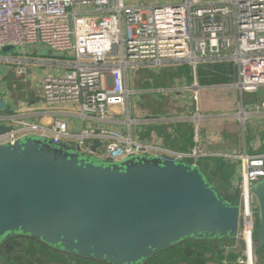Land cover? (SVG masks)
Returning a JSON list of instances; mask_svg holds the SVG:
<instances>
[{"label": "built area", "instance_id": "2783aa9c", "mask_svg": "<svg viewBox=\"0 0 264 264\" xmlns=\"http://www.w3.org/2000/svg\"><path fill=\"white\" fill-rule=\"evenodd\" d=\"M39 45L60 57L29 59L26 49ZM7 46L16 49L2 55ZM227 61L237 67L233 87L243 92L264 88V0H0V63L58 68L42 78L43 104L47 112L77 117L86 124L74 129L58 117L47 127L15 114L0 116V124L12 126L0 134V145L40 135L111 162L148 154L199 166L211 154L200 143L191 151H180L157 140L136 139L138 121L164 122L173 117L145 112L141 120L135 117L129 99L143 91L133 88V72L188 65L196 73L202 64ZM197 87L171 89L192 91L197 102ZM155 90L162 93L168 88ZM258 112H264V101L253 110L241 105L234 116L245 123ZM205 116L196 106L177 119L198 127ZM94 140L102 143L95 151ZM218 155L241 160L237 191L247 237L253 231L252 189L264 181V154ZM243 254L240 264H255V251L246 243Z\"/></svg>", "mask_w": 264, "mask_h": 264}, {"label": "water", "instance_id": "95a60500", "mask_svg": "<svg viewBox=\"0 0 264 264\" xmlns=\"http://www.w3.org/2000/svg\"><path fill=\"white\" fill-rule=\"evenodd\" d=\"M11 130L0 124V134ZM101 145L94 140L91 149ZM251 199L246 237L242 204L199 166L148 154L111 162L36 135L0 145V250L25 237L105 264H146L192 238H238L255 251L264 247V181Z\"/></svg>", "mask_w": 264, "mask_h": 264}, {"label": "crops", "instance_id": "0c3cea01", "mask_svg": "<svg viewBox=\"0 0 264 264\" xmlns=\"http://www.w3.org/2000/svg\"><path fill=\"white\" fill-rule=\"evenodd\" d=\"M46 49L40 45L29 46L25 54L31 60L37 57L45 58ZM49 53L51 52L49 51ZM51 55L50 58L53 59L60 57L59 54L51 53ZM10 65L13 64L0 63V100L4 99L6 102V107L0 108L2 118L7 119L11 115L10 111H14V114L23 120L36 122L47 127L52 126L58 117L67 119L74 129H80L86 125L77 117L57 114L54 111L47 112L48 110L43 104L42 78L48 72L58 71V68L41 66L44 68L41 70L39 65L33 63L22 64L18 65V68L25 69V71L20 75L18 72H14V68ZM220 65L223 64H202L197 68L196 73L190 71L191 68L188 65H170L157 70V74H153L152 81L150 80L151 83H154L156 88H168V90L162 92L159 97L158 95L155 98L148 95L145 97L146 100L149 98L156 103L161 111L151 112L142 105L140 98H137L141 105H138V110L134 111V115L138 120L143 118L144 112L151 117L171 116L173 119L164 122L138 121L134 134L136 139L141 142L157 140L166 147L180 151H191L200 143L207 152L211 153L201 159L199 163L201 170L207 174V178L212 183L209 174L216 176L217 182L222 180L228 188L227 193L235 195L241 170V160H228L218 154H264V112L251 114L245 123L234 116L235 111L241 105L253 110L256 104L264 101V97L258 94L264 93V88L255 92H243L233 87V81L227 80H237V67L236 74L231 77V71L222 69ZM146 70L149 69L136 71L132 78L134 89L144 90L145 87H148L149 80L145 87L142 88L139 85L144 75L143 72ZM25 73L28 75L27 77L24 75ZM160 77L164 80L161 85L156 83ZM187 85L198 86L199 98L197 102L193 100L192 91L171 89L176 86ZM152 92L160 93L155 89ZM135 95L129 99L131 105H135ZM161 104H165L167 109H164ZM142 106L143 108H141ZM196 106L206 115L199 121L198 127L193 121L177 119L185 112L195 110ZM119 126L124 127L122 124ZM136 127H138V131H136ZM11 243V248L13 245L17 248L13 249L14 251L3 250V254L0 256V264H105L55 251L41 242L29 238H20ZM216 243L218 242L212 244L211 248L215 247ZM209 253L212 251L209 250ZM231 259L227 254L224 259L217 255L214 258H209L207 255L203 263L240 264L237 258ZM254 262L255 264H264V247L255 251Z\"/></svg>", "mask_w": 264, "mask_h": 264}, {"label": "rangeland", "instance_id": "374dc122", "mask_svg": "<svg viewBox=\"0 0 264 264\" xmlns=\"http://www.w3.org/2000/svg\"><path fill=\"white\" fill-rule=\"evenodd\" d=\"M45 51H46V53H44L45 58H50L52 56L51 53H49L48 49H46ZM220 64H223V65H220V67L222 69H225L227 71H231L232 73L230 72V76L231 77H234V75L236 74V72H235L236 71V65H235V63L233 61L222 62ZM10 66H12L14 68V70H15L14 72L17 73V71L19 69L18 68V64L14 63L13 65H10ZM42 67H44V66H42ZM42 67L40 66L41 70L42 69L44 70V68H42ZM148 69L149 70H146V72H143L144 75L142 76L141 82L139 83V85L143 88V87L146 86V83L148 82V80H149L150 83H148V85H147L148 87L147 88L145 87V89L142 90L143 92H140V94H136L134 96V100H135V105H134L135 106V111L138 110V105H141L140 102H139V100L137 99V98H140V101H141L142 105H144L145 108L151 110V112L157 113V112H160L161 111L160 108H159V106L156 103H154L149 98L146 100V97H145L146 95H148L150 97H154V98H155L156 95H158V97L161 96V93L158 94V93L152 92L156 87H154V85H155L154 83L153 84L151 83V81H152L151 79H152L153 74H157V72H156L157 69H150V68H148ZM141 70H143V69H141ZM190 71H191V69H190ZM174 72H175V70H174ZM135 73H136V71L133 72V77L135 76ZM24 75L26 77L28 76L26 73ZM153 80H154V78H153ZM227 81H229V82H232L233 81L234 82L235 80L234 79L233 80L228 79ZM163 82H164V80H162V77H160V79H158V81H156V83H158L160 85ZM134 87H135V85H134ZM136 89H138V88H136ZM258 94H259V96H263L264 97V93L260 92ZM161 105L164 106V109H167L166 108L167 106L165 107V104H161ZM141 108H143V106ZM136 131H138V127H136ZM209 175H210V179L213 181V183H215V185H217V187L221 188L223 191H227L228 192V188H227L226 184L224 182H222V180H220L219 182H217L215 180V179H217L216 176H212L213 174H209ZM236 194H238V191L237 190H236ZM236 194L235 195H230L231 196V199L236 204L240 205V198ZM224 241H226V240H224ZM224 241H219L218 243H216L215 247H213L216 252H218V251H220V250L223 249L226 254H228L231 251L232 252H235V253H239V252L244 253L245 243H241L240 244L239 242H234V241L233 242L232 241H226V242H224ZM16 248H17V246L13 245V247L10 248V250L14 251ZM254 249H255V251H257V245L254 247ZM1 253H3V252H1ZM215 255H216V253H213V252L212 253H209V258H214ZM212 256H214V257H212ZM209 260H211V259H209Z\"/></svg>", "mask_w": 264, "mask_h": 264}, {"label": "trees", "instance_id": "16d2710c", "mask_svg": "<svg viewBox=\"0 0 264 264\" xmlns=\"http://www.w3.org/2000/svg\"><path fill=\"white\" fill-rule=\"evenodd\" d=\"M205 175H206V177H208L207 174H205ZM213 185L216 188H218L221 192L228 194L227 191H223L221 188L217 187V185H215V184H213ZM236 195H238V194H236ZM256 227H258V223L256 224ZM255 234H256V231H255ZM219 241H224V240L210 239V238L187 239V240H184L178 244H175L171 247H168L166 249L159 251L146 264H204L203 263L205 261L204 258L207 255H209V250H211L213 253H216V255L219 258L224 259L226 257V253L223 249L216 252L215 249L211 248L212 244H214L215 242H219ZM226 241L239 242L240 244L244 243L242 240H240L238 238L227 239ZM55 251H57V250H55ZM58 252H61V251H58ZM61 253H64V252H61ZM67 255H69V254H67ZM227 255L234 260L237 258V260L239 262L240 258L244 254L241 252L235 253V252L231 251ZM72 256H74V255H72Z\"/></svg>", "mask_w": 264, "mask_h": 264}, {"label": "flooded vegetation", "instance_id": "af4514ba", "mask_svg": "<svg viewBox=\"0 0 264 264\" xmlns=\"http://www.w3.org/2000/svg\"><path fill=\"white\" fill-rule=\"evenodd\" d=\"M21 237H17V238H13V239H11V240H9L7 243H6V245H7V247L8 248H4V247H2L1 248V252H3L2 250H9L10 248H11V246H12V243L11 242H15V241H17L18 239H20ZM23 238H25V237H23ZM3 254V253H2Z\"/></svg>", "mask_w": 264, "mask_h": 264}]
</instances>
